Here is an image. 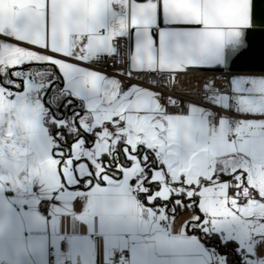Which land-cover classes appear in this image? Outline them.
<instances>
[{"label": "snow or ice", "instance_id": "6c2138e0", "mask_svg": "<svg viewBox=\"0 0 264 264\" xmlns=\"http://www.w3.org/2000/svg\"><path fill=\"white\" fill-rule=\"evenodd\" d=\"M237 5L224 29L210 9L228 12L226 0L205 5L207 19L155 0L148 39L133 25L117 37L123 54H103L126 105L103 124L82 77L108 75L91 66L98 57L30 43L63 65L0 64L10 105L0 112V264H264V192L242 205L238 191L264 170V0ZM17 40L0 31V59ZM156 48L175 66L137 67ZM200 147L245 159L195 178L178 171Z\"/></svg>", "mask_w": 264, "mask_h": 264}, {"label": "crops", "instance_id": "0c3cea01", "mask_svg": "<svg viewBox=\"0 0 264 264\" xmlns=\"http://www.w3.org/2000/svg\"><path fill=\"white\" fill-rule=\"evenodd\" d=\"M120 1L0 0V31L19 37V40L12 42L8 55L0 59V64H13L18 60L52 59L54 63L63 65L62 60L30 47V43L47 44L56 52H68L77 56L83 53L89 57L100 58L105 53H111L114 50L115 37L128 29V3L127 0L122 3ZM82 77L92 89L94 103L91 106L98 122L103 124L123 111L126 105H122L118 99L116 82L108 76L89 71H84ZM5 95L4 90H0L1 112L7 111L10 106ZM126 119L134 132L140 130L141 122L134 116ZM112 123L115 124L113 121ZM103 134H109L108 129L104 128ZM132 139L139 137L133 135ZM244 159L239 151L231 153L221 149L213 154L206 147H200L184 152L177 170L189 172L195 178L197 173H210L214 161L219 169V164L225 161L235 164ZM248 164L250 168H254L252 161H248ZM257 181L264 185V170L259 174L250 173L248 184Z\"/></svg>", "mask_w": 264, "mask_h": 264}, {"label": "water", "instance_id": "95a60500", "mask_svg": "<svg viewBox=\"0 0 264 264\" xmlns=\"http://www.w3.org/2000/svg\"><path fill=\"white\" fill-rule=\"evenodd\" d=\"M125 0H121L124 2ZM166 4H175L181 7L190 8L193 15L197 18L207 19L208 12L205 11L204 6L209 4H216L225 2V0H165ZM227 3L232 4L233 9L228 12H222L218 9H210L211 14L215 18V22L218 26L224 29H230L232 25L236 24L239 16L237 15V0H226ZM128 3V30L133 26H138L137 31H141L144 34L145 40L148 39L147 27L145 24L146 18L148 16L154 19L155 17V0H148L146 4H139L136 0H127ZM199 5V7H197ZM122 18V17H121ZM124 19V18H123ZM128 33V31H127ZM168 51L171 53L175 51L174 45L171 43L168 45ZM187 62V61H186ZM175 65L165 62L160 58L159 48H156V55L151 61H145L144 64L138 65L140 68L154 67L159 69L161 67L171 68Z\"/></svg>", "mask_w": 264, "mask_h": 264}, {"label": "built area", "instance_id": "2783aa9c", "mask_svg": "<svg viewBox=\"0 0 264 264\" xmlns=\"http://www.w3.org/2000/svg\"><path fill=\"white\" fill-rule=\"evenodd\" d=\"M127 31H128V29L126 31H124L121 35L127 36ZM121 35H119V36H121ZM119 36L115 37L114 50H116L117 46H120L119 47V51H120L121 54H123L125 52V50H126L127 41L124 40V39H117V37H119ZM105 63H106V61L102 57H100L98 59V61L97 60H92L91 66L100 68L102 72H107V74H108L107 76L109 78H112L113 69L110 68V67L109 68H105L104 67ZM107 63H111V61H107ZM116 83L118 85V93H119L120 85H119L118 82H116ZM113 122L116 123V121H113ZM105 129H107V128H105ZM238 180L239 179L237 178V181ZM249 185H250V187L241 186L238 189V191L240 192V203L242 205L244 204V196H248L249 204L252 203V197L255 196V191H253V189H259L260 191L264 192V185L261 183V181L260 182L259 181L254 182V183L249 184ZM228 199H231V192H229ZM233 204H234V202H233Z\"/></svg>", "mask_w": 264, "mask_h": 264}, {"label": "rangeland", "instance_id": "374dc122", "mask_svg": "<svg viewBox=\"0 0 264 264\" xmlns=\"http://www.w3.org/2000/svg\"><path fill=\"white\" fill-rule=\"evenodd\" d=\"M120 3H122L121 1H120ZM35 71V70H34ZM18 111H19V109H18ZM1 112V111H0ZM2 112H5V111H2ZM24 125H25V127H31V121L30 120H25L24 121ZM225 150H227V151H230L229 149H225ZM186 153V152H185ZM200 154V153H199Z\"/></svg>", "mask_w": 264, "mask_h": 264}, {"label": "flooded vegetation", "instance_id": "af4514ba", "mask_svg": "<svg viewBox=\"0 0 264 264\" xmlns=\"http://www.w3.org/2000/svg\"><path fill=\"white\" fill-rule=\"evenodd\" d=\"M45 71H51V68H48V69L46 68Z\"/></svg>", "mask_w": 264, "mask_h": 264}]
</instances>
